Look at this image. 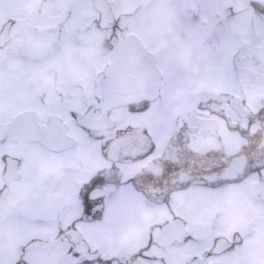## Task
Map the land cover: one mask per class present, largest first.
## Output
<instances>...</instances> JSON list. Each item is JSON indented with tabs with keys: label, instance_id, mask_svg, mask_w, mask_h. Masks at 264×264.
Returning <instances> with one entry per match:
<instances>
[{
	"label": "flooded vegetation",
	"instance_id": "obj_1",
	"mask_svg": "<svg viewBox=\"0 0 264 264\" xmlns=\"http://www.w3.org/2000/svg\"><path fill=\"white\" fill-rule=\"evenodd\" d=\"M69 1L0 0V264H264V0L165 1L130 31L100 28L96 11L103 36L81 41V72L68 42L59 52ZM128 35L152 60L133 84L148 95L108 107L105 72ZM56 132L70 150L47 145ZM214 164L241 179L209 192ZM96 176L98 211L65 231Z\"/></svg>",
	"mask_w": 264,
	"mask_h": 264
},
{
	"label": "rangeland",
	"instance_id": "obj_2",
	"mask_svg": "<svg viewBox=\"0 0 264 264\" xmlns=\"http://www.w3.org/2000/svg\"><path fill=\"white\" fill-rule=\"evenodd\" d=\"M165 1H167V7L164 5L165 9L177 8L178 6L183 5V0H107L116 18V23L120 24V26L126 31L136 30L139 27L152 23L153 18H155L154 13L159 15L162 13L161 5L162 3H165ZM203 1L207 2L208 0ZM229 1L231 2V0ZM227 2L228 0H225V7L228 6ZM68 9L72 10L74 27L69 26L66 29V35L63 36V41H61L63 44L61 45V48H59V52L64 49L68 42V45L70 46L69 55L73 57V63L70 68H72L71 70L73 72H81L87 65L86 62L80 63L79 65L77 63L83 53L81 48L83 47V44H81V41H88L91 33L88 36L87 32L91 31L93 28H95L93 34L96 38L102 37L103 31L97 28L99 16L91 0H70L68 3ZM153 10H155V12H153ZM173 19L177 21L179 15L176 14ZM81 30L84 31L85 35L80 34ZM89 73H91L90 66Z\"/></svg>",
	"mask_w": 264,
	"mask_h": 264
},
{
	"label": "water",
	"instance_id": "obj_3",
	"mask_svg": "<svg viewBox=\"0 0 264 264\" xmlns=\"http://www.w3.org/2000/svg\"><path fill=\"white\" fill-rule=\"evenodd\" d=\"M95 8L101 13L100 26L106 28V26L114 21L113 13L106 0H93ZM145 54V49L141 45L140 40L133 36L128 35L121 39L115 46L113 52V58L111 64L107 67L105 75L109 80L106 81L105 92H104V104L108 107L119 106L126 103H132L143 97H147L148 94L144 92H135L134 83L144 82V77H141V73H149L148 66L151 59ZM150 61V62H149ZM143 67V68H141ZM135 74V75H134ZM19 122L16 121V123ZM52 125L44 128L42 133V139H45L46 133L53 131ZM47 136H49L47 134ZM48 146L53 147L47 143ZM33 245L30 248L33 253L41 254L45 256L47 252L45 248L33 249ZM58 264H66L58 263Z\"/></svg>",
	"mask_w": 264,
	"mask_h": 264
},
{
	"label": "snow or ice",
	"instance_id": "obj_4",
	"mask_svg": "<svg viewBox=\"0 0 264 264\" xmlns=\"http://www.w3.org/2000/svg\"><path fill=\"white\" fill-rule=\"evenodd\" d=\"M70 118L75 121L77 117H72L71 113L69 114ZM192 125H189V129H191ZM78 130L83 133L85 136H88L89 138H97L93 134V130L90 128L89 125L87 124H80L77 125ZM181 128H183V125H181ZM102 139V138H99ZM50 143L56 145L58 148L63 149V150H70L72 145L67 142V139L64 134L60 132L52 133L50 134ZM156 146H150L147 150V153L145 155H148L154 151V148ZM108 148V142L104 141L101 146V151L102 153L105 152ZM254 169H264V165H254ZM172 171V169H170ZM223 165L222 164H214L208 169L204 171V173L200 176V180L205 182L207 185H210L211 187H208V191H221L222 187L221 185L223 184L224 181L226 180H236V179H241L240 177H227L224 176L223 174ZM210 174H215L216 179L215 180H209L208 176ZM136 180L135 176H129L127 177V182L129 184H134ZM105 183V178L103 176H96L90 184L87 186L86 191H84L81 194V201H82V206H83V214L82 216L78 217L77 220H74L72 224L68 225L65 228V231L74 228L77 226L80 220H82L85 216L92 215L94 211H98L97 209V202L93 201L91 192H93L96 188L97 185Z\"/></svg>",
	"mask_w": 264,
	"mask_h": 264
}]
</instances>
